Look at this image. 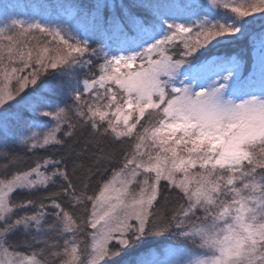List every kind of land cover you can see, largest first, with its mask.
<instances>
[{
  "label": "snow or ice",
  "instance_id": "obj_1",
  "mask_svg": "<svg viewBox=\"0 0 264 264\" xmlns=\"http://www.w3.org/2000/svg\"><path fill=\"white\" fill-rule=\"evenodd\" d=\"M73 8L76 23L67 28L61 26L64 20L55 27L12 20L0 28V159L9 158V141L29 151L63 145L57 133L65 124V137L78 126H90L93 135L136 143L124 154L123 166L91 195L92 166L113 159L103 149L79 191L63 158H45L0 179V264H108L136 243L166 234L197 250L185 247L164 260L132 258L126 264H264V92L244 91L239 59L215 51L247 34L259 44L264 76V28L247 32L250 23L264 21V0H95L90 7ZM34 31L51 40L36 48L20 39ZM101 32L118 33L135 46L120 49L122 54L91 47ZM93 56L103 60L99 74L81 82L76 69L90 67ZM24 68L32 71L21 76ZM49 69L53 78H43ZM69 93L71 105L55 104ZM37 117L55 122L42 137L33 130L43 123ZM76 168L83 165L74 162ZM161 181L187 201L170 219L156 212ZM53 185L59 191L47 194V205L11 202L18 191ZM57 198L85 215L73 216ZM29 207L38 210L12 219L16 208ZM17 232L31 237L24 245L30 254L9 245ZM52 232L62 247L50 242Z\"/></svg>",
  "mask_w": 264,
  "mask_h": 264
},
{
  "label": "trees",
  "instance_id": "obj_2",
  "mask_svg": "<svg viewBox=\"0 0 264 264\" xmlns=\"http://www.w3.org/2000/svg\"><path fill=\"white\" fill-rule=\"evenodd\" d=\"M14 1V0H13ZM0 0V18L9 17L10 23L12 20H20L21 17L30 22H43L49 27H55L57 24L61 23V20L65 22L61 25L65 28L69 27L70 24L76 23V20H68L64 16V9L60 5L66 6L68 9H74L73 6L83 5L85 8L90 7L95 0ZM117 3L120 0H116ZM130 0H124V3H129ZM16 3L19 5L16 6ZM118 12V9H117ZM9 14V15H8ZM94 14V13H93ZM103 15L107 17L109 11L107 9L103 10ZM88 31L91 32L92 28L88 25ZM118 33H98L92 38L91 47L93 48H105L108 45H112V42L115 41V36ZM41 36V35H40ZM131 45V43H127ZM219 55H229L237 56L243 62V69L248 72L253 63L252 57V47L250 41L246 38H243L240 41H233L228 44L226 47H221L215 49ZM93 64L90 67H87L85 70L80 71L79 80L82 82L84 79H91L93 75H98L97 65L102 63L103 60H97L95 56L92 57ZM51 72L49 71L46 77L50 78ZM62 101V100H59ZM56 105L59 107H64V104L61 102H56ZM75 122V120H73ZM145 123V122H144ZM137 130H140V127H137ZM67 131V127L63 128L62 133L58 137L64 140L63 145H51L46 148H38L33 151H29L24 147L11 146L8 147L9 158L7 160L0 159V179L11 178L14 173L27 171L30 168L34 167L37 161H43L45 158L51 159H61L64 160V165L67 168L68 175L71 178L72 183L75 185L76 189L79 191L83 188L85 183V177L88 175L89 167L93 165L95 159V154H99L101 149L105 150L113 159L111 163L101 162L95 166H92L91 175L88 179V193L94 194L99 191L100 186L108 180L113 171L118 170L123 166L124 154H131L133 150V143L131 140L123 139V142L114 140L111 136L101 137L93 135L90 126H78L74 135L71 137H65L64 132ZM74 162L81 163L83 168H76L74 170ZM51 171V168L47 169ZM63 181H58V184H62ZM166 182L161 181V188L163 189V194L159 198L157 203L156 212L157 216H163L164 218L170 219L172 213L178 209L181 203L186 204L187 201L184 200L183 194L179 193L175 188H168ZM59 191L58 185L49 186L47 189L41 188L38 191L34 192H16L11 196V202L13 205H18L24 201H34L38 206L41 202L46 205L49 201L45 200V197L49 192ZM167 196L168 200L165 202L164 197ZM58 199V202L61 203L62 207L69 211L73 216L80 217L85 215L80 207H73L66 199ZM38 210L37 207L29 208H16L15 215L12 219L19 218L26 214H34ZM49 212L47 224L52 223V212L51 208L46 209ZM46 224V225H47ZM3 225L0 226L2 230ZM88 232L92 230L87 229ZM80 239H85L82 234H78ZM26 239H31V237H25L23 232H17L12 235L8 243L9 245L21 253H30L31 250L26 248L25 241ZM50 242L58 241L61 245V242L58 240V237L53 235L49 236ZM116 247L115 244L112 245ZM167 246H183L181 241L173 234H166L159 237H149L138 243L133 247L126 249L122 255L115 257L112 260L108 261V264H126L132 258H141L145 257L152 253H159ZM39 247V246H37Z\"/></svg>",
  "mask_w": 264,
  "mask_h": 264
},
{
  "label": "rangeland",
  "instance_id": "obj_3",
  "mask_svg": "<svg viewBox=\"0 0 264 264\" xmlns=\"http://www.w3.org/2000/svg\"><path fill=\"white\" fill-rule=\"evenodd\" d=\"M11 1H13V0H11ZM13 2H15V0ZM159 2L160 3H166V2H168V0H159ZM205 2H207V0H205ZM16 6L19 7V5L17 3H16ZM69 12L70 13H73V14H66L64 12V16L68 20H74V12H75V9H69ZM222 12H223L224 15H232L230 12H227L224 9H222ZM0 14L1 15H4L3 13H0ZM257 15H259V14H257ZM248 19L250 21L252 20L251 17H249ZM8 20H10L9 17H7V18H5V17L0 18V28H3L4 25H5V23H8L9 25H11L10 21H8ZM20 21H24L25 22V25L30 22V21L25 20V18H23V17H21ZM37 23H39V22H37ZM81 27H84V26L81 25ZM262 28H264V21L256 20V21L250 23L247 26V32L248 33H257V32H260ZM19 31H21V29L18 27L17 28V32H19ZM246 37L250 41L251 47H252L253 63H252V66H251L250 70L245 73V71L243 69V62L241 61V59L239 57H237V56H232V57H235V58H238L239 59V64H240V69H241L242 76L246 78V79H244L242 81L243 90L244 91H248V92H254L257 95H260L262 92H264V76L261 75V71H260V68H259V55H260V52H259V44H258V42L256 44H253L252 39H250L247 34H245L243 36H238L233 41H240V40H242L243 38H246ZM114 38H115V41L112 42L113 46L112 45L111 46L108 45L107 47L105 46L106 50H108V51H115L117 54H122V52L120 51V49H125L126 50L128 47H134L135 46L133 44H131L130 46L127 45V43H125L123 41V38L119 34H117ZM20 39L24 40L25 42H27L30 45H34L36 48H42V47L45 46V44L48 41L51 40V37L46 36V35L40 33L39 31H34V32L27 33L23 37H20ZM144 39H148V37H144ZM5 43H6V41H5ZM50 46L51 47H55L56 46L55 42H52V44ZM20 67H22V65H20ZM33 67H35V65H33ZM86 68L87 67H85L83 69H79V68L76 69V71L78 73V79H79V73H80V71L85 70ZM31 71H32V68H24L23 72H20L19 74L21 76H24V75H27ZM49 71L51 72L49 79H52L53 78L52 70L49 69ZM122 71H124V70L122 69ZM2 85H3V81L0 80V86H2ZM10 86L14 89L17 86L16 85V82L15 81H12V83H11ZM113 88H114V91H118V89H116L114 85H113ZM59 100H62V101H59ZM56 102H61L64 105H65V103L71 105L73 103V100L71 98V93H69L67 97L57 98L56 99ZM55 104H57V103H55ZM45 110H49V109H45ZM37 118L40 121H42L43 123L41 124L40 127H37V128H35L33 130L36 131V132H38V133H40L41 134V137H42V134L44 132H47L49 129L55 127V122L52 121L51 118H45V117H37ZM73 120H75V117H73ZM144 122L145 121L142 120L141 121V124H144ZM66 127H67L66 124L63 125L61 131H59L57 133V136L59 134H61L63 128H66ZM137 127H140V125H138ZM179 135H180V133H177V136H179ZM123 139L131 140V142L133 143V149H134V145L136 143V141H135L134 138H132V139L123 138ZM11 146H17V147L19 146V147H24V148L28 149L24 145H20V144H15L14 145L11 141H9L8 147H11ZM194 171H199V169L197 168ZM48 172H50V171H48ZM146 175H151V174H146ZM177 176L179 177V174H177ZM140 179H142V177H137V180H140ZM162 182H166V181H162ZM132 187L136 191L139 190V185H133ZM197 215H202V213H199L198 212ZM193 219H195V218H193ZM133 223H135V222L133 221ZM45 227H47V225H45ZM53 234H54V236L58 237L55 232L50 233V235H53ZM67 235L70 236L71 234H67ZM58 240L61 242V247H62L63 240L61 238H59V237H58ZM113 244H115L114 241H113ZM184 248L185 247H181V246H177V247L167 246V247H164L163 250H161V252H159V253H152V254H149V255H147L145 257H141L139 259H145V260H152V259L164 260L171 252H183L184 251ZM189 248H192L193 250H197L195 248V246H193L191 244H189ZM55 264H59V260H56L55 261Z\"/></svg>",
  "mask_w": 264,
  "mask_h": 264
}]
</instances>
